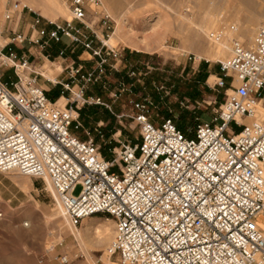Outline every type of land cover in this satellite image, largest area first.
<instances>
[{
    "label": "built area",
    "instance_id": "obj_1",
    "mask_svg": "<svg viewBox=\"0 0 264 264\" xmlns=\"http://www.w3.org/2000/svg\"><path fill=\"white\" fill-rule=\"evenodd\" d=\"M26 8L10 1L8 25L0 28V38L7 36L0 42V169L48 180L75 226L94 215L111 217L115 237L108 251L121 264H264V232L257 224L264 211V25L251 45L231 40L215 82L227 97L211 122L198 124L190 137L173 118L154 123L153 101L146 97L133 102L128 115L140 125L139 142H122L107 159L90 131L86 138L73 132L81 126V106L111 109L88 94L101 74L72 65L59 81L60 75L43 73L31 52L17 49L39 46L45 52L40 60L54 64L65 61L66 50L54 57L48 49L67 39L90 51L100 71L107 65L120 71L124 54L106 40L114 31L112 16L102 0H71V20L47 28L38 14L23 31ZM212 37L220 41L222 34ZM39 78L60 83L61 99L53 101ZM246 118L254 121L243 123Z\"/></svg>",
    "mask_w": 264,
    "mask_h": 264
},
{
    "label": "rangeland",
    "instance_id": "obj_2",
    "mask_svg": "<svg viewBox=\"0 0 264 264\" xmlns=\"http://www.w3.org/2000/svg\"><path fill=\"white\" fill-rule=\"evenodd\" d=\"M10 1L30 7L24 15L32 19L39 14L47 28L53 26L50 22L64 23L72 18L71 0H0V28L8 25L5 11ZM102 2L114 20V31L106 40L126 59L120 71L110 70L108 65L100 71L99 61L90 51L70 45L67 39L48 49L54 57L66 50L65 61L58 59L54 64L40 60L45 52L39 46L28 44V49L17 50L31 52V60L40 61L43 73L50 78L60 75L59 81L66 80L72 65L82 66L84 73L96 70L101 74V82L89 85L88 94L101 97L111 109L102 104L81 106V126L73 132L86 138L90 131L107 159L116 156L122 142H139L140 125L128 115L134 113L133 102L146 97L153 101L150 114L154 123L173 118L190 137L198 124L211 122L227 97L215 82L221 75L220 61L230 56L231 40L251 45L264 25V0ZM29 22H21L20 30ZM96 28L101 30V26ZM212 34H222L221 40ZM6 39L5 35L0 42L5 44ZM91 40L94 47H100L97 38ZM195 55L199 58L196 62L188 57ZM11 74L8 71L7 75ZM39 79L53 101L61 99L60 83ZM59 103L64 106L66 101ZM259 110L264 112L261 107ZM253 121L246 118L243 123ZM80 190L81 186L77 193ZM104 223H112L113 228L100 230ZM114 237L111 217L98 214L75 226L57 203L48 180L0 169V264H121L118 255L108 251ZM63 256L68 262H62Z\"/></svg>",
    "mask_w": 264,
    "mask_h": 264
},
{
    "label": "crops",
    "instance_id": "obj_3",
    "mask_svg": "<svg viewBox=\"0 0 264 264\" xmlns=\"http://www.w3.org/2000/svg\"><path fill=\"white\" fill-rule=\"evenodd\" d=\"M30 20H31V18L24 15L22 22H24V24H25V22H27V21L29 22ZM257 224L260 227V229L264 232V211L258 216Z\"/></svg>",
    "mask_w": 264,
    "mask_h": 264
},
{
    "label": "bare ground",
    "instance_id": "obj_4",
    "mask_svg": "<svg viewBox=\"0 0 264 264\" xmlns=\"http://www.w3.org/2000/svg\"><path fill=\"white\" fill-rule=\"evenodd\" d=\"M64 212H65V210H64ZM112 228H113V224L112 223H104V225H102V227H100L99 229L100 230H111ZM99 229L97 230V232L99 231Z\"/></svg>",
    "mask_w": 264,
    "mask_h": 264
}]
</instances>
